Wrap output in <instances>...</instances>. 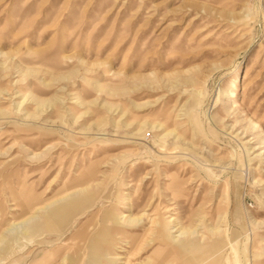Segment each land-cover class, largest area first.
Listing matches in <instances>:
<instances>
[{
    "label": "rangeland",
    "instance_id": "1",
    "mask_svg": "<svg viewBox=\"0 0 264 264\" xmlns=\"http://www.w3.org/2000/svg\"><path fill=\"white\" fill-rule=\"evenodd\" d=\"M0 264H264V0H0Z\"/></svg>",
    "mask_w": 264,
    "mask_h": 264
},
{
    "label": "bare ground",
    "instance_id": "2",
    "mask_svg": "<svg viewBox=\"0 0 264 264\" xmlns=\"http://www.w3.org/2000/svg\"><path fill=\"white\" fill-rule=\"evenodd\" d=\"M44 222H45V220L43 221V225H44ZM39 231H40V229L37 226H31V227H28L26 231H24V234L26 237H34V236H37ZM33 241H35V240H33Z\"/></svg>",
    "mask_w": 264,
    "mask_h": 264
}]
</instances>
